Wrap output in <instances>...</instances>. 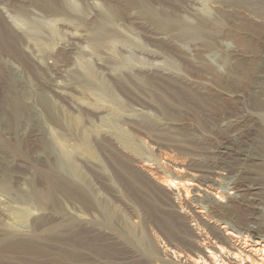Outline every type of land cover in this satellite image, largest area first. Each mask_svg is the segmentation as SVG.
<instances>
[{
    "label": "rangeland",
    "instance_id": "374dc122",
    "mask_svg": "<svg viewBox=\"0 0 264 264\" xmlns=\"http://www.w3.org/2000/svg\"><path fill=\"white\" fill-rule=\"evenodd\" d=\"M221 226L264 240V0H0V264H243Z\"/></svg>",
    "mask_w": 264,
    "mask_h": 264
},
{
    "label": "bare ground",
    "instance_id": "6f19581e",
    "mask_svg": "<svg viewBox=\"0 0 264 264\" xmlns=\"http://www.w3.org/2000/svg\"><path fill=\"white\" fill-rule=\"evenodd\" d=\"M238 185L240 186V185H242L243 187L240 189V190H236V191H238V192H241V193H245V192H247V190L244 188L245 186H244V183L243 182H239L238 183ZM253 201V200H252ZM220 229L221 230H224L225 232V237L227 238V239H230L231 240V238H234V239H237V238H235L234 236V232H232V231H227L226 230V228L224 227V226H221L220 227ZM245 235V234H244ZM233 239V240H234ZM261 238H259V240H260ZM242 240V239H241ZM249 240H251V239H249ZM262 240V239H261ZM232 241V240H231ZM255 241H257V240H255ZM264 241V240H263ZM263 241L262 242H260V241H258V242H256V243H253V244H246V243H244V246H243V248L245 249V253H246V255H244L245 256V261H244V263L245 262H249L250 264H264V246H262V245H264V243H263ZM240 248V247H239ZM217 250H218V248H217ZM220 250H223L222 248H220ZM237 250V249H236ZM220 252V251H219ZM218 252V253H219ZM168 255V254H167ZM240 255V254H239ZM251 255V257H254V258H256V256H261V262H259V263H257L256 261H255V259L253 260L252 258H250L249 256ZM234 257H236V256H234ZM212 258V257H211ZM213 259V258H212ZM258 260V259H257ZM194 263H196L195 261H193ZM234 263V262H233ZM249 263H247V264H249ZM246 264V263H245Z\"/></svg>",
    "mask_w": 264,
    "mask_h": 264
},
{
    "label": "built area",
    "instance_id": "2783aa9c",
    "mask_svg": "<svg viewBox=\"0 0 264 264\" xmlns=\"http://www.w3.org/2000/svg\"><path fill=\"white\" fill-rule=\"evenodd\" d=\"M240 239H241V237H238L237 239H234V240H232L231 241V243H235L234 245L235 246H239L240 245V247L241 248H243V246H244V244H243V242H245L246 244H253V242L251 241V240H247V238H245V240H242V244H240L241 243V241H240ZM256 242V241H255ZM213 245L215 246V243L213 242ZM262 246H264V245H262ZM264 248V247H263ZM212 252H209L208 253V256L209 257H212ZM225 254V255H224ZM224 254H221V255H223L224 257H225V259L228 261V260H233V261H235L237 264H238V262L239 261H241V259H240V256H239V254L238 253H230L229 251H226ZM234 254V255H233ZM234 256H236V257H234ZM183 256L182 255H180V254H178V258H182ZM254 258V257H253ZM194 259V258H193ZM193 259H191V263H192V260ZM258 259V260H257ZM188 260V259H187ZM196 261H198L199 263L198 264H205L203 261H202V258H200V257H198V259H195ZM256 260H257V262H261V256H256ZM242 261H244L243 259H242ZM234 262V263H235ZM244 264V263H243Z\"/></svg>",
    "mask_w": 264,
    "mask_h": 264
}]
</instances>
